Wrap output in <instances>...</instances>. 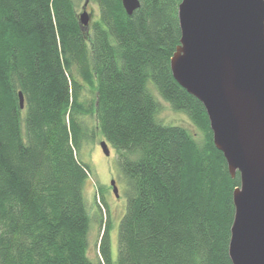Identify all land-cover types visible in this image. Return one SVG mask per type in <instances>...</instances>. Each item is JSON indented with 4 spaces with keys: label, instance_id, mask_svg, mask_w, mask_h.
Returning a JSON list of instances; mask_svg holds the SVG:
<instances>
[{
    "label": "trees",
    "instance_id": "obj_1",
    "mask_svg": "<svg viewBox=\"0 0 264 264\" xmlns=\"http://www.w3.org/2000/svg\"><path fill=\"white\" fill-rule=\"evenodd\" d=\"M139 1L128 15L122 0H92L99 16L88 36L74 0H0V264H95L84 116L117 151L126 184L118 259L102 215L97 264H232L240 175L216 148L204 105L171 70L182 0ZM86 89L93 97L84 100ZM156 93L201 142L161 122Z\"/></svg>",
    "mask_w": 264,
    "mask_h": 264
},
{
    "label": "water",
    "instance_id": "obj_2",
    "mask_svg": "<svg viewBox=\"0 0 264 264\" xmlns=\"http://www.w3.org/2000/svg\"><path fill=\"white\" fill-rule=\"evenodd\" d=\"M86 0L79 22L90 25ZM128 15L139 0H122ZM175 80L205 107L216 148L240 186L233 201L232 264H264V0H182ZM21 108L25 98L19 93ZM106 156L110 149L101 142ZM113 193L119 198L116 181Z\"/></svg>",
    "mask_w": 264,
    "mask_h": 264
},
{
    "label": "rangeland",
    "instance_id": "obj_3",
    "mask_svg": "<svg viewBox=\"0 0 264 264\" xmlns=\"http://www.w3.org/2000/svg\"><path fill=\"white\" fill-rule=\"evenodd\" d=\"M74 2L77 14L80 16L86 0H74ZM88 11L91 15L90 25L82 28L84 33L89 36L91 34V23L99 16L98 6L92 0L89 2ZM91 97L93 95L86 89L83 93V99L86 100ZM156 97L161 103L159 119L163 124L182 126L188 129L199 142L203 140L201 132L185 113L174 111L171 105L165 102L157 93ZM82 124L88 132V137L84 141L79 155L82 161L87 163L92 170V175L84 190L85 201L91 218L88 257L95 264L99 262L98 247L102 235L100 220L103 215V218L111 222V252L112 259L116 262L118 259L119 225L125 215L127 206L126 184L120 170L117 151L110 144H108L110 149L109 156H106L102 150L101 142L105 141V138H103L97 128L95 117H82ZM112 181H116L119 189V198H116L113 193ZM100 187L103 188L104 201L106 203L103 208L99 205L102 201V197L98 193Z\"/></svg>",
    "mask_w": 264,
    "mask_h": 264
},
{
    "label": "flooded vegetation",
    "instance_id": "obj_4",
    "mask_svg": "<svg viewBox=\"0 0 264 264\" xmlns=\"http://www.w3.org/2000/svg\"><path fill=\"white\" fill-rule=\"evenodd\" d=\"M87 11H88V7H87ZM88 13L90 14V12L88 11ZM80 17V16H79ZM90 17H91V15H90Z\"/></svg>",
    "mask_w": 264,
    "mask_h": 264
}]
</instances>
